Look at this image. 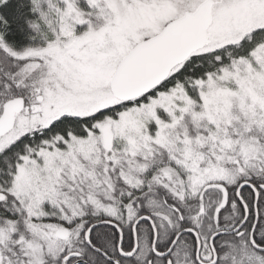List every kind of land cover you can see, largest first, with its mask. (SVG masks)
Masks as SVG:
<instances>
[{"label":"snow or ice","instance_id":"snow-or-ice-1","mask_svg":"<svg viewBox=\"0 0 264 264\" xmlns=\"http://www.w3.org/2000/svg\"><path fill=\"white\" fill-rule=\"evenodd\" d=\"M0 264H264V0H0Z\"/></svg>","mask_w":264,"mask_h":264}]
</instances>
